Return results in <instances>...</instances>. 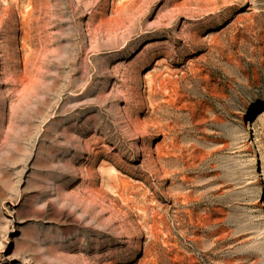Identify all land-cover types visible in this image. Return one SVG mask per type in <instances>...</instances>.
I'll use <instances>...</instances> for the list:
<instances>
[{
	"label": "rangeland",
	"instance_id": "rangeland-1",
	"mask_svg": "<svg viewBox=\"0 0 264 264\" xmlns=\"http://www.w3.org/2000/svg\"><path fill=\"white\" fill-rule=\"evenodd\" d=\"M0 264H264V0H0Z\"/></svg>",
	"mask_w": 264,
	"mask_h": 264
}]
</instances>
